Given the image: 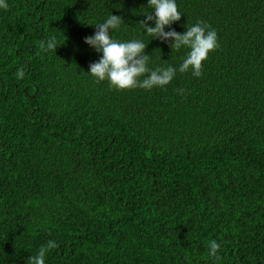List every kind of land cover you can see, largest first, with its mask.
<instances>
[{
    "label": "trees",
    "instance_id": "16d2710c",
    "mask_svg": "<svg viewBox=\"0 0 264 264\" xmlns=\"http://www.w3.org/2000/svg\"><path fill=\"white\" fill-rule=\"evenodd\" d=\"M6 3L0 264H31L49 240L45 264H264V0H176L171 28L204 22L219 47L200 77L124 90L88 73L102 53L84 38L110 14L124 20L112 38L146 43L150 69L189 51L141 29L148 0Z\"/></svg>",
    "mask_w": 264,
    "mask_h": 264
},
{
    "label": "clouds",
    "instance_id": "9594fccd",
    "mask_svg": "<svg viewBox=\"0 0 264 264\" xmlns=\"http://www.w3.org/2000/svg\"><path fill=\"white\" fill-rule=\"evenodd\" d=\"M148 5L153 9L150 14H145L144 19L138 21L141 29L151 39L162 42L171 40L170 48L179 50L181 47L189 49L186 57L178 68L168 66L164 68L150 69L148 67L149 56L145 53L147 44L140 40L120 42L114 40L111 32L118 29L124 20L121 16L110 14L103 23L95 24L93 35L85 37L84 43L93 48L97 53H102L100 59L89 65V71L97 81L108 80L110 85L119 90L124 89H152L154 87H166L176 76L177 72L191 71L195 77L202 75V62L208 58L210 52L219 47L215 30L204 22H197L187 27L183 33L176 32L171 25L180 21L182 13L178 10L176 0H148ZM0 8L7 9L6 0H0ZM154 22L150 26L149 22ZM168 31H165V28ZM59 45L55 37H51L47 43L40 41L42 51H54ZM17 78L24 76L23 66L17 70ZM183 92V89L178 90ZM58 247L53 240L42 245L35 257H30L31 264H45L46 254ZM209 256L219 258L220 245L211 240L208 244Z\"/></svg>",
    "mask_w": 264,
    "mask_h": 264
}]
</instances>
